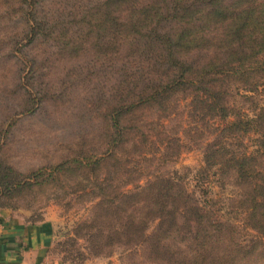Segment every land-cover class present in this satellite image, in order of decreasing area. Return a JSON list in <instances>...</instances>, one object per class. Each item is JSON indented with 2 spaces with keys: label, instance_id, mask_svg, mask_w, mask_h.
<instances>
[{
  "label": "trees",
  "instance_id": "1",
  "mask_svg": "<svg viewBox=\"0 0 264 264\" xmlns=\"http://www.w3.org/2000/svg\"><path fill=\"white\" fill-rule=\"evenodd\" d=\"M80 14L81 42L62 53L92 51L114 77L98 149L48 176H95L99 205L126 207L134 245L163 264H264V0H98ZM183 137L203 153L190 174L167 168Z\"/></svg>",
  "mask_w": 264,
  "mask_h": 264
},
{
  "label": "rangeland",
  "instance_id": "2",
  "mask_svg": "<svg viewBox=\"0 0 264 264\" xmlns=\"http://www.w3.org/2000/svg\"><path fill=\"white\" fill-rule=\"evenodd\" d=\"M97 1L41 0L37 7V0H0V213L30 225L48 223L51 251L65 264H163L155 252L134 245L126 207L116 215L99 205L95 176L74 168L48 176L81 151L98 149V94L108 97L113 72L99 67L104 57L97 60L92 51L62 53L66 42L79 45L77 20ZM91 63L97 67L88 69ZM183 140L191 146L167 168L190 174L203 164V153ZM39 169L47 174L37 180ZM128 189L124 179L119 192Z\"/></svg>",
  "mask_w": 264,
  "mask_h": 264
},
{
  "label": "crops",
  "instance_id": "3",
  "mask_svg": "<svg viewBox=\"0 0 264 264\" xmlns=\"http://www.w3.org/2000/svg\"><path fill=\"white\" fill-rule=\"evenodd\" d=\"M51 245L48 223L30 225L7 211L0 213V264H65Z\"/></svg>",
  "mask_w": 264,
  "mask_h": 264
}]
</instances>
